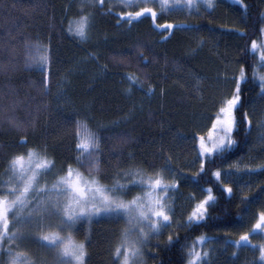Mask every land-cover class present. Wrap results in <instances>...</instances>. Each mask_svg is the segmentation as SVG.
Returning <instances> with one entry per match:
<instances>
[{
    "label": "trees",
    "instance_id": "obj_1",
    "mask_svg": "<svg viewBox=\"0 0 264 264\" xmlns=\"http://www.w3.org/2000/svg\"><path fill=\"white\" fill-rule=\"evenodd\" d=\"M14 2L4 0L6 6L0 7V62L14 65L0 72V117L12 114L31 123L21 129L6 120L0 123V172L8 155L22 150L18 143L21 135H27L31 144L47 145L57 168L66 163L78 167L73 126L76 119L87 118L89 128L103 138L101 168L108 177L104 183L113 182L117 165L120 169L139 165L152 171L153 165L159 169L170 156L173 175L168 178L180 181L177 191L184 201L191 198V206H196L208 194L203 189L208 188L216 197L208 209L209 218L198 227L174 224L162 235L151 236L138 264H186L187 245L201 234L213 237L204 246L213 249L209 264H227L212 257L218 245L225 250L233 248L234 244L226 246L225 240L235 241L249 231L264 211V170L258 167L264 165V96L260 95L258 76L252 74L253 68L264 73V67L259 66V49L251 50L252 40L260 44L264 39V0H244L243 4L240 0H214L211 8L200 2L198 9L177 5L165 12L153 4L158 13L155 22L145 14L131 25L118 23V14L138 11L140 5L126 8L113 4L114 14L102 15L109 7L106 0L105 9L87 6L94 13L87 41L67 31L69 19L80 14L81 0H19L24 6L37 4L28 13L20 6L12 8ZM165 22L174 27H157ZM15 25L21 26L19 33ZM26 40L48 45L50 62L25 64ZM140 52L149 62L138 61ZM41 55L42 50L32 51L37 61ZM241 64L247 80L241 84L242 107L235 111L238 125L232 137L236 143L223 159L208 154L215 156L214 163L208 156L202 157L205 169L201 174L198 137H206L212 129L219 107L234 90L233 76L239 74ZM128 73L138 75L143 87L133 83L129 92ZM45 76L46 94L41 88ZM149 86H153L152 93ZM13 101H19L14 108ZM38 104L43 107L37 113ZM245 111L251 125L244 121ZM120 137L126 142L118 144ZM216 168L222 171V183L212 175ZM240 169L244 179L225 176L227 171ZM48 179H54L53 175ZM224 184L232 186V194L224 190ZM140 191L133 188L126 198ZM196 194L202 197L196 198ZM189 214L179 209L174 220L183 223ZM124 226V220L109 219L91 225L83 221L77 226V240L87 242V264H113L112 249ZM34 231L31 225L25 228L26 233ZM170 233L173 241L168 243ZM34 243L32 238L19 242L34 257L54 264L55 250L31 246ZM232 253L229 250L230 260L237 261L238 255Z\"/></svg>",
    "mask_w": 264,
    "mask_h": 264
},
{
    "label": "snow or ice",
    "instance_id": "obj_2",
    "mask_svg": "<svg viewBox=\"0 0 264 264\" xmlns=\"http://www.w3.org/2000/svg\"><path fill=\"white\" fill-rule=\"evenodd\" d=\"M106 0H81L80 14L68 21L67 31L73 37L81 41L90 38V30L94 22V13L87 10V6L105 9ZM209 8L214 6V0H202ZM244 0H240L243 4ZM109 7L102 15H112L113 4L132 8L146 0H108ZM160 7L166 9L183 4L188 8H199L198 0H159ZM4 0H0V7H5ZM21 7L25 13L37 7L32 3L24 6L16 0L11 7ZM246 7V5H245ZM150 14L155 22L158 16L154 7H139L138 11H121L118 15V23L131 25L134 21ZM17 33L19 25H15ZM157 27L171 30L174 25L165 22ZM244 33V30H240ZM264 33V28H261ZM246 34V33H244ZM11 35V31H9ZM27 50L25 64L39 63L41 66L48 64V45L39 41L26 40L24 42ZM34 49L42 50V55L37 61L32 56ZM259 49V66L264 67V41L260 44L256 40L251 42V50ZM97 58L95 53H91ZM139 62H149L148 56L138 53ZM11 62L5 64L0 62V72L9 70ZM106 67V66H105ZM43 71V67H41ZM253 76H258L260 95L264 96V73H257L253 68ZM126 79L129 83L128 91L131 92L133 83L143 87L138 75L128 73ZM235 87L230 98L219 107L218 113L212 122V128H219L223 135L213 139L211 146L205 141L204 136L198 137L197 159L200 160V172L205 169V160L202 157L208 154H215L221 159L224 153L229 151L236 143L232 137L233 131L237 128L238 121L235 111L241 103V84L246 82L247 74L243 64L240 65L239 74L233 76ZM48 78L45 76L41 82L42 91L47 93ZM199 87V78H197ZM148 92H153V86L148 87ZM19 101H13V108ZM42 105L36 106V112L42 110ZM244 121L252 124L247 111L244 112ZM6 120L8 124L17 129L27 128L31 122L19 121L15 115L0 117V123ZM75 135V164L66 163L57 168L55 156L48 151L47 145L31 144L27 135H21L18 143L23 145L22 150L14 151L6 158L4 171L0 172V264H49L48 261L34 257L27 247H21L17 241H24L29 238L42 248L54 249V264H87L89 256L87 242L77 240L76 231L78 225L87 221L89 225L93 221L104 219L124 220L125 226L120 230L118 242L112 249L113 264H138L142 257V248L148 244L151 236H160L163 230L171 228L174 224L178 227H198L200 223L209 218L208 209L216 202L212 189L207 191L192 212L183 223L174 220L175 207L170 202L169 193L178 190L180 181L169 179L173 175V165L170 156L165 157V163L159 169L153 165L152 171H146L139 165L131 166L128 169H120L111 177L112 183H104L105 177L101 168L102 140L103 138L88 126L87 118L76 119L74 123ZM197 136L193 135L195 141ZM126 142L122 137L117 143ZM195 146V145H194ZM115 154V153H113ZM210 163L215 162V156H208ZM231 167V165L229 166ZM264 170V165L258 166ZM81 169H85L82 171ZM167 173V176L166 174ZM49 174L54 179L49 182ZM181 175H183L181 173ZM212 175L218 182L222 183V171L216 168ZM232 175V173H228ZM131 177V179H127ZM123 178V179H122ZM192 179H195L194 177ZM140 188L141 191L126 198L133 188ZM224 190L232 194L233 188L224 184ZM264 191V190H262ZM31 225L35 233H26V226ZM260 230L264 234V211L259 213L258 219L249 231L241 233L235 241L225 240V245L234 244L237 248L241 245L251 244L250 232ZM179 237L177 236V239ZM213 239L206 234H201L187 249L186 264H209L213 249L205 248V244ZM173 241V235H168V243ZM237 255L236 252L232 253ZM6 257V258H5ZM259 258L264 264V243L259 245Z\"/></svg>",
    "mask_w": 264,
    "mask_h": 264
},
{
    "label": "rangeland",
    "instance_id": "obj_3",
    "mask_svg": "<svg viewBox=\"0 0 264 264\" xmlns=\"http://www.w3.org/2000/svg\"><path fill=\"white\" fill-rule=\"evenodd\" d=\"M232 1L238 2L239 0H232ZM198 2L200 3V2H202V0H198ZM169 3L171 4V0H169ZM153 4L158 5L160 7L159 0H146V3H140L139 5H140V7H144V6L152 7ZM178 6H183V4H179ZM169 8H171V7L163 9V11L165 12ZM263 41H264V39H263ZM84 61H85V59H84ZM103 128H108V127L103 126ZM222 135H223V133L219 128H216V129L212 128L208 132V134L206 135L205 141L209 144V146H211L212 140L214 138L218 139ZM243 169L235 170V171H227L225 173V176L227 178H230L231 180H236L237 178L238 179L239 178L244 179V177L241 175V172ZM228 173H232V175H228ZM169 196H170V202L173 203V205L176 209L174 217H176L177 210H179V209L185 215V214H189L190 212H192V210L196 207V206H194V207L191 206V202H192L191 198H190V200L185 199V201H184L182 195H180L177 190L169 193ZM201 197H202L201 195H197L196 198H201ZM254 232L256 234L250 235V239H251L252 243L247 245V246H250V248L245 247V245H241L239 247V251L237 252V250H236L237 247L235 245L233 248L228 246L225 250V247L223 245L219 244L217 249H216L217 251H215L214 252L215 254L212 255L213 259H216L215 256H218V257H220V259H222L224 261V263H227V264H259V263L261 264L260 258H259V245L261 243H264V234H262L260 230H255ZM34 233H35V231H34ZM19 242L20 241H17L16 243H19ZM36 245H37V243H34L31 246L34 247ZM190 246L191 245H187L186 250ZM229 250L230 251L232 250L233 252L235 251L237 253V255H238L237 261L230 260L229 255H228ZM138 262H140V258H139Z\"/></svg>",
    "mask_w": 264,
    "mask_h": 264
},
{
    "label": "bare ground",
    "instance_id": "obj_4",
    "mask_svg": "<svg viewBox=\"0 0 264 264\" xmlns=\"http://www.w3.org/2000/svg\"><path fill=\"white\" fill-rule=\"evenodd\" d=\"M121 32V31H120ZM106 36V35H105ZM101 38V37H100ZM236 74V73H235ZM208 91V90H207ZM213 93V92H212ZM204 129V128H203ZM199 132V131H198Z\"/></svg>",
    "mask_w": 264,
    "mask_h": 264
}]
</instances>
